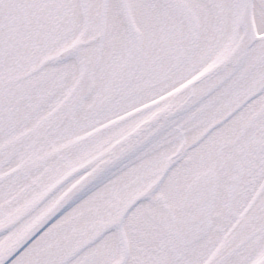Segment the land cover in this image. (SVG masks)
<instances>
[{
    "label": "snow or ice",
    "instance_id": "1",
    "mask_svg": "<svg viewBox=\"0 0 264 264\" xmlns=\"http://www.w3.org/2000/svg\"><path fill=\"white\" fill-rule=\"evenodd\" d=\"M0 264H264V0H0Z\"/></svg>",
    "mask_w": 264,
    "mask_h": 264
}]
</instances>
